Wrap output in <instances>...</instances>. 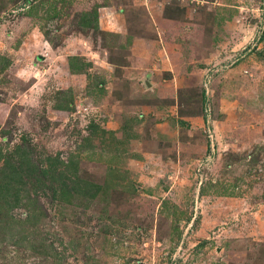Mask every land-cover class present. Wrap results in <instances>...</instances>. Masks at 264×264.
<instances>
[{"label":"rangeland","instance_id":"1","mask_svg":"<svg viewBox=\"0 0 264 264\" xmlns=\"http://www.w3.org/2000/svg\"><path fill=\"white\" fill-rule=\"evenodd\" d=\"M25 2L0 0V152L103 190L28 198L0 264H264V0Z\"/></svg>","mask_w":264,"mask_h":264},{"label":"trees","instance_id":"2","mask_svg":"<svg viewBox=\"0 0 264 264\" xmlns=\"http://www.w3.org/2000/svg\"><path fill=\"white\" fill-rule=\"evenodd\" d=\"M28 9L30 13L32 6ZM88 22L89 18L86 17L81 20L83 25ZM6 65L2 64L0 57V69H4ZM29 150L30 148L17 146L11 153L2 155L0 152V162H3L0 165V229L6 228L14 221L13 217L16 216L13 211L16 208H26V200H33L36 194L50 196L51 200L72 202L76 198L95 199L99 196V191L102 192L101 186L95 183L83 185L77 173L69 174L66 161L49 155L44 165L36 155L30 154Z\"/></svg>","mask_w":264,"mask_h":264},{"label":"water","instance_id":"3","mask_svg":"<svg viewBox=\"0 0 264 264\" xmlns=\"http://www.w3.org/2000/svg\"><path fill=\"white\" fill-rule=\"evenodd\" d=\"M151 77V74H147L146 76H145V78H143V82L145 83V85L148 87V86H150V84H149V78Z\"/></svg>","mask_w":264,"mask_h":264}]
</instances>
